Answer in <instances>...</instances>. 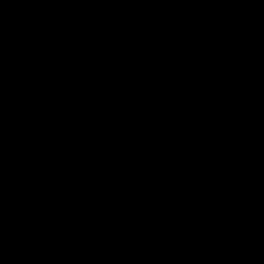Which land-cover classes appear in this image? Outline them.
<instances>
[{"label":"water","instance_id":"water-1","mask_svg":"<svg viewBox=\"0 0 264 264\" xmlns=\"http://www.w3.org/2000/svg\"><path fill=\"white\" fill-rule=\"evenodd\" d=\"M0 264H264V0H0Z\"/></svg>","mask_w":264,"mask_h":264}]
</instances>
